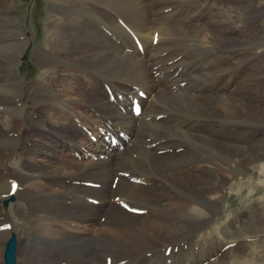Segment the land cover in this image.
Here are the masks:
<instances>
[{
    "label": "bare ground",
    "instance_id": "6f19581e",
    "mask_svg": "<svg viewBox=\"0 0 264 264\" xmlns=\"http://www.w3.org/2000/svg\"><path fill=\"white\" fill-rule=\"evenodd\" d=\"M49 4L48 37L44 46H36L31 42V36L25 37L20 32V15L12 8H4L0 2V31L5 26L6 39L19 40L0 48V78L14 74L16 79L15 57L30 44L46 76L44 82L30 85V101L36 106L41 104L50 114L61 118L58 121L51 118L52 123H48L46 119H32L34 113L31 112L29 122L34 131L44 128V132H40V142L32 136L31 140L35 142L30 148V159L24 160L21 175L12 180L19 181L15 193L12 194V182L1 184L6 190L0 196V202L11 195L15 198L25 196L28 200L30 240L23 246L17 264H225L231 255L232 264H244L243 261L248 259V255L244 257L248 248L258 241L257 237L248 234L253 231L248 232L246 228L247 233L239 236L242 219H248L247 210L239 215L232 214L231 209L225 211L228 215L224 225L214 229L213 236L210 231L198 233L212 221L215 213L225 208L222 190L227 175H248L245 183L241 177L240 185H247L250 192L255 191L253 183H249L254 181V175L260 178L263 175L264 182V147L254 143L238 145L239 137L236 144H224L222 132L218 130L224 121L222 116L235 124L240 119H248L246 123L249 124H254L255 119L259 124L256 119L261 116L260 123H264V116L260 112L254 115L251 103L243 97V91L249 89L246 85H239L238 89L232 87L228 94L222 91V85L217 88L224 81L223 61L227 57L226 52H222L221 3L218 0H181L163 8L156 7L158 12L142 0H49ZM99 5L109 9L104 12ZM85 6L92 7L93 17L98 18L94 24L91 17L84 16L88 13L83 11ZM202 6H207L205 14L218 18L212 19L215 22L212 30L219 37L213 31L203 34L209 28L206 20L191 26L189 18H181L180 15L191 8L199 10ZM231 7L234 8L232 12L247 8L246 13L255 8L247 2L246 8L232 4L227 11H231ZM258 14H255L256 18H259ZM120 19L129 24L138 41L121 25ZM172 32L183 37H177V45L187 51L181 52L177 48L174 52V49L168 60L160 64L157 58L168 55L170 52L166 49L175 47L170 45L172 36L164 38L162 34ZM239 37L228 40L239 42ZM157 48H161V54L155 56L153 50ZM233 53L231 56L237 61L239 58L236 59ZM208 54L213 58L208 60ZM211 60L213 66H209ZM59 68L64 71L65 79L54 90L50 85L57 80L47 74ZM213 77L216 86L209 94L208 79ZM18 81L1 84L0 94H16L24 83ZM58 90L63 91V98ZM140 93L145 95L141 97L143 110L136 117L125 100L132 102ZM156 97L166 106L168 102L184 101L192 115L189 118L172 112L154 115L153 99ZM63 108L71 111V118L83 132L86 128L92 130V135L98 138L96 142L105 144L107 150L101 153L98 147L94 148L98 151L95 153L97 158L92 156L89 147H82L85 156L95 160L67 162L64 156L58 157L55 147L59 146H50L47 142L56 135L68 143L74 141L70 136L71 120L60 122L69 114L61 113ZM79 108L99 110V118L111 119L110 125L107 127L103 121L101 126L94 124V128L84 125L81 119L85 116ZM161 108L158 106L157 109ZM11 112L12 116H20L22 123L28 122L29 114L23 112L22 115L21 110L15 109ZM209 118L216 122L212 120V123ZM93 121L99 124L92 119L88 124ZM177 130L194 139H208L209 147H185L174 142L177 140H170V137H176ZM248 130L254 131L251 126ZM121 131L127 134V138H119L122 149L107 143L108 132L118 134ZM83 139L81 142L88 141ZM21 144V140L0 139V154L2 149L15 150ZM70 153L79 159L83 156L77 150ZM139 153L143 154V159L135 157ZM52 157L56 159L52 161ZM1 162L0 169L5 166ZM254 164H258L262 175L254 170ZM27 179L30 182L27 183ZM90 182L97 185L91 186ZM258 203L255 211L264 210V201ZM135 208L143 209V212L131 211ZM253 209L251 206L249 217ZM3 211L0 206L1 246L7 245L9 236L17 230L11 225L2 234L3 220L7 223ZM261 243L264 250V240ZM169 246L171 251L167 254Z\"/></svg>",
    "mask_w": 264,
    "mask_h": 264
},
{
    "label": "rangeland",
    "instance_id": "374dc122",
    "mask_svg": "<svg viewBox=\"0 0 264 264\" xmlns=\"http://www.w3.org/2000/svg\"><path fill=\"white\" fill-rule=\"evenodd\" d=\"M143 1L145 3L148 2V4L152 5L151 7H153L154 10H156L157 9L156 7L163 8L164 6H167V4L178 3L181 0H142V2ZM0 2L2 6H4V8L5 7L12 8L20 15L21 19L18 22V27L20 29V32L24 33L25 37L31 36L30 40L33 44H36V46L45 45L44 41L48 37L46 24L48 22V16L50 15V12H51L49 0H0ZM218 2L219 4L221 3L219 6V9L223 12L222 19L220 18L222 25L221 23H219L220 26L223 28V32L221 33V35L223 36L221 38H223L224 40L222 42L223 44L222 52L223 53L226 52L224 55H226L227 57L224 58V61L221 60L224 62L223 67L225 68V71L222 73L224 76V81H223L224 84L223 83L219 84L217 88H219L222 85V91L225 92V94H228L233 89H236V88L238 89V87H240L241 85L242 86L246 85L245 87L246 88L248 87L249 91L248 90L245 92L243 91V97H245L248 103H251V106H250L251 112H253L254 115H259L258 113L260 112L262 116H264V0H248V1L247 0H233V1L232 0H218ZM246 2L248 6H250L251 3L253 4V7H255L253 8L254 9L253 11H251L252 10L251 9L250 11H248V13H246L247 12ZM231 3L245 7L246 9L241 11V9L237 8V10L232 12L234 8L231 7V11H227V9L232 5ZM99 6H100V10H103L104 8L103 10L104 12H106V10L109 9L107 8L106 5L105 6L99 5ZM206 7L207 6H202L200 7L199 10L196 7H193L190 9V11L185 12L180 15L181 18L182 17L189 18L191 26H198L199 23H202L206 20V24L211 29V32L209 28H208L209 30L205 29L203 31V34L205 35L207 33H212V31L214 30L215 22H212V19L218 20L217 17L216 18L211 17L210 13L205 14ZM84 8L86 9L83 11L88 12L84 16L86 18L91 17L90 18L92 20L91 22H93L94 24L97 21L96 19L98 18L96 16H95L96 18L93 17L94 15L92 14V7L90 8L88 6H85ZM89 9H91V11H89ZM158 11L159 9H157V12ZM212 11L215 13L216 9ZM233 13H235L237 16L236 15L234 16ZM255 14H258L259 18H256ZM234 21H236L237 23L236 22L233 23ZM5 30H6V27L3 26V28L0 31V48L2 49L12 44L10 42L19 41L15 39H6L7 36L6 35L4 36L3 34ZM238 35L240 36L239 38H241L239 42H231L228 40L229 37H234ZM168 36H172L173 40L171 41L170 45L173 44L175 47L171 45L172 47H169L168 49H166L168 52H170L168 53V55L165 56V54H163L161 58H157V61L160 60L158 62L160 64H163V62L165 63L168 60V58L171 56V53L173 52L174 49H175L174 52H176L177 48H180L181 52L187 51V50H183L181 46L177 45L179 43L177 37H180L181 39H183L182 36L178 35L176 32L162 34V37L164 38H167ZM217 36L219 37V34L216 33V37ZM21 39L23 38L21 37ZM32 51L33 50L32 48H30V44H28L24 47L23 50H21V53L19 54V56L15 57L14 71L18 74V76H16V79H15L14 74H10L11 76L7 75V76L0 78V85L6 82L15 81V80L16 81L20 80L24 82L19 90L16 89L17 90L16 94H12V93H10V95L0 94V102H1L0 103V133H1L0 139H6V140L16 139L18 141L21 140L22 142V144L15 150L12 148L2 149V152L0 154L1 155L0 162L2 161L1 163H4L3 165L5 166H2V168L0 169V172H1L0 174V191H1L0 193L1 194L0 196H2L3 193L5 194V190H6L1 185L3 181H6L5 182L6 185L11 184L12 182L11 180H14V177H16V175H21V173L19 172H21L20 170H22L23 168L22 166H24V163H23L24 160L30 159V148L33 147V144L35 142L31 140L32 136L35 135L36 139H38L40 142V135H41L40 132L41 133L44 132V128H41V130L38 129L37 132L34 131V128L30 125V122H29L30 114L34 113L33 115H31L32 119L33 118H35L36 120L37 118L46 119L48 123H52L53 118H56V120L61 119L60 117L54 115L53 113L50 114V112L46 108L42 107L41 104L40 106H36L34 103L32 104V102L30 101V85H35V83H38V82H44L43 80L45 76L43 69H41L42 67L37 63ZM160 51H161V48H157L153 50V55L155 56L160 55L161 54ZM231 52L232 53L234 52L233 54L236 57V59L239 58L237 61L234 60V58H232ZM208 55H209L208 60L213 58L210 56V54ZM209 64H210L209 66H213V61L211 60ZM209 69H212V68H209ZM229 70L230 72H228ZM63 75H64V71H61L60 68L57 69L56 72L51 73L50 71V73L47 74L48 77L51 76L52 78H55V80H57V81H54V85H50L52 89L56 90V88L58 89V87L61 86V83L65 79ZM247 78L249 79L244 84ZM208 80L210 84L208 86L209 92L207 93L212 94L213 87L216 86L215 77L208 79ZM232 87L233 89H231ZM124 91L128 92L125 89ZM57 92L59 93L61 98L64 97V93L62 90H58ZM126 102H127V105L129 106L130 105L129 102L131 101L126 99L125 103ZM175 102L174 103L168 102V106H166L165 103L160 100V98H157V97L154 98L153 99L154 115L156 114L158 115V113L165 115L168 112L180 113L184 115L185 118H189L192 115L191 114L192 111L188 107H185L184 101H179L178 104ZM73 103L77 104V101H74ZM158 106L159 108L161 107L162 108L157 109ZM166 107H169V108H166ZM11 109L21 110V114L23 112L26 114H29L27 116L28 122L22 123L20 116L16 115L17 118L16 116H12V114H10ZM79 110H81L83 112V115L85 116L84 119H81L84 125H88L91 128H94V124H96L97 126H101L102 121L105 122L107 127L110 125L108 124V122L111 119L107 117H103L102 119L99 118V116L97 115V113L100 112L99 110H94V112L91 109L88 110V109L79 108ZM66 112L67 114L69 113L67 115V118H63L62 121L60 120V122H68L69 120H71L72 122L71 127L73 130L70 132V136L74 137V141L68 143L65 141L66 139L63 140L61 137H58L56 135L52 137L51 139H47L48 140L47 142L51 144L50 146L57 144L59 147H55V146L54 147L59 152L58 157L64 156L66 160L68 159L67 162H73V161L78 162V160H83V159L84 160H95L92 157H86L82 147H89L88 150L89 151L92 150V156L97 158L95 153H97L98 151L97 152L94 151V148L98 147L99 153H101V151L107 150L105 144L100 145V141L98 142L90 141L91 138H89V136L85 134V132H83L82 129L79 128V126L75 123L74 119L71 118L70 116L71 111H67L66 108H63V110L61 111V113H66ZM222 118L224 119V121H222V125L219 126L218 130L220 131V133L222 132L221 135L223 137L224 144L226 143L228 145L229 143L231 144L238 143V145H241V144L251 145L254 143L256 144L255 146L264 147V123H260L261 116L260 118L256 119L257 122H259V124L255 123V119H253L254 124L246 123L248 119L245 121L240 119L238 124H235V123H232L230 119H227V116L226 118L222 116ZM91 119L99 121V124L94 121H93V124H88V121ZM210 119L211 118H209V120ZM212 120L216 122V119H212ZM212 120L210 121L213 123ZM250 126L251 128H253L254 131L248 130ZM152 129H155V127ZM48 132L50 133V131ZM81 139H83L84 141L86 140L88 141L84 143V142H81ZM170 140H177L174 142L184 144L183 146L185 147H189L188 145H194V146L197 145L199 147H209V144H210V141L208 139H203V138L194 139L190 137L189 135L185 134L184 132H181L180 130H177L176 137L172 136L170 137ZM235 140L237 141L236 143H235ZM160 141H163V140H160ZM41 144L45 145L44 143H41ZM76 150L80 151L83 154L81 159L73 157L71 155L70 152L76 151ZM142 152L143 150H141V153ZM135 157L139 159L144 158L143 154L140 155V153L136 155ZM51 159L53 161L56 159V157H52ZM254 170L256 172H260V167L258 166V164L256 165L254 164ZM262 176L260 178V176L258 177V175L256 176L254 175V178H255L254 181H249V183H253L255 187V191L250 192V189L249 187H247V185H240V181L242 179L241 177H244L242 180L245 183V181L248 180V175L246 174L236 175V176L227 175V182L225 184V187L222 190V193L224 196V200L222 201V204L225 205V208L217 212V214L215 213L213 215L212 221L207 226H203L201 228L202 230L198 232L199 234L202 235L210 231V236L211 235L213 236L214 229H216L218 226L222 227L224 225V222H225L224 220L228 215V213L225 214V211H228L231 209L232 214L239 215L242 212L247 210L246 212H248L247 213L248 219L246 217L243 218L242 224H240L241 226L238 225L242 229V233L240 229L239 236L243 235L247 229V231L248 230L253 231V233H248V234H251L257 237L256 241L257 240L258 241L256 245L248 248L247 254H245L244 256L246 257L248 255V259L243 261L244 264H250L249 261H251V264H264V250L260 247V245H262L261 242H263L264 240V210L256 209L255 211V207L258 206L259 204L258 202L264 201V182L262 181L263 180ZM28 182H30V179L29 180L27 179V183ZM138 182H140V180H138ZM111 189L113 190L114 187L111 186ZM113 192H114V195H116V192L114 190ZM177 193L180 194L182 192L177 191ZM113 200L117 201L118 198H114ZM27 202L28 200L25 196L19 197L16 199L14 198V200L10 199L8 200V204H5L4 200H1L0 202V206L4 210L3 212L6 215L5 222H7L6 224H4V220H3L2 234H5L7 232L6 229H3L4 225L11 224L12 226L15 225L17 228V230L15 231V233H17L18 242H19L18 249H17V259L19 258V255L22 256V254H20L22 252V248L24 245L29 243V240H30V218L28 217L30 215V212L28 211L29 206L27 205ZM251 206L254 209H253V213L251 217H249L251 214V213L249 214V210ZM23 211L24 213H22ZM20 212L23 215H21ZM230 220H232V218ZM101 222L103 223L104 219L101 218ZM224 240L228 241V239H224ZM230 240L232 239L230 238L229 241ZM5 248H6V244H4L3 246L0 245V254H1L0 262L2 263H4L3 254L5 251ZM224 250L226 249L224 248ZM231 256L228 259H226L225 264H232ZM60 264H62V262H60Z\"/></svg>",
    "mask_w": 264,
    "mask_h": 264
},
{
    "label": "water",
    "instance_id": "95a60500",
    "mask_svg": "<svg viewBox=\"0 0 264 264\" xmlns=\"http://www.w3.org/2000/svg\"><path fill=\"white\" fill-rule=\"evenodd\" d=\"M16 249H17V237L15 234L7 242V248L5 251L6 264H14L16 262Z\"/></svg>",
    "mask_w": 264,
    "mask_h": 264
}]
</instances>
